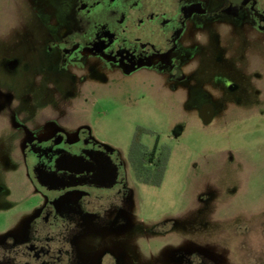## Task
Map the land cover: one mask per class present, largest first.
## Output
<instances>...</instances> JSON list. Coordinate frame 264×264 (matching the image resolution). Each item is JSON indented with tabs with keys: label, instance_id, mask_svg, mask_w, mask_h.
Returning a JSON list of instances; mask_svg holds the SVG:
<instances>
[{
	"label": "flooded vegetation",
	"instance_id": "flooded-vegetation-1",
	"mask_svg": "<svg viewBox=\"0 0 264 264\" xmlns=\"http://www.w3.org/2000/svg\"><path fill=\"white\" fill-rule=\"evenodd\" d=\"M9 1L26 2L43 37L33 57L3 65L21 66L24 77L31 64L39 88L24 95L47 101L25 107L0 87L1 170L19 178L22 193L15 223L0 232V264H119L98 239H87L89 230L131 223V168L127 156L94 137L88 111L105 82L138 80L181 93L182 108L210 121L214 107L199 97L215 91L199 82L225 81L231 67L244 78L247 69L221 55L216 63L200 59L204 33L213 29L216 41L220 27L234 25L264 34V0ZM226 91L236 93L230 82ZM241 206L223 250L190 253L186 264H264V202Z\"/></svg>",
	"mask_w": 264,
	"mask_h": 264
},
{
	"label": "rangeland",
	"instance_id": "rangeland-1",
	"mask_svg": "<svg viewBox=\"0 0 264 264\" xmlns=\"http://www.w3.org/2000/svg\"><path fill=\"white\" fill-rule=\"evenodd\" d=\"M28 9L26 2L18 8L0 0V87L22 106L36 107L47 98L24 95L38 87L34 67L30 64L22 77L21 66L3 65L9 59L33 57L39 48L42 32L34 30L37 23ZM223 26L216 41L209 36L213 29L205 31L200 59L216 63L221 55L219 59L232 60L231 65L235 60L245 65L247 76L240 78L231 67L225 81L199 82L201 90L215 91L208 99L199 97L214 107L210 121L182 108L187 103L181 93L138 80L105 82L95 109L88 111L94 137L124 161L138 126L154 131L159 142L171 148L158 187L139 184L127 167L135 193L131 223L89 230L87 240L98 239L99 249L107 248L119 264H186L190 253L222 251L231 219L243 217L241 205L264 202V34ZM229 82L236 93L226 91ZM141 141L152 148L155 138L143 136ZM1 168L0 162V210L10 211L0 214V232L15 223L13 210L22 194L19 178L8 179ZM96 251L87 253L93 256Z\"/></svg>",
	"mask_w": 264,
	"mask_h": 264
},
{
	"label": "trees",
	"instance_id": "trees-1",
	"mask_svg": "<svg viewBox=\"0 0 264 264\" xmlns=\"http://www.w3.org/2000/svg\"><path fill=\"white\" fill-rule=\"evenodd\" d=\"M143 136L155 138L152 148L142 143ZM171 156V148L159 142V136L154 131L138 126L128 153L127 161L135 180L142 185L158 187L161 185Z\"/></svg>",
	"mask_w": 264,
	"mask_h": 264
}]
</instances>
